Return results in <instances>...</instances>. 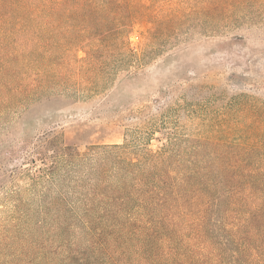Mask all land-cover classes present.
Listing matches in <instances>:
<instances>
[{"label":"trees","instance_id":"trees-1","mask_svg":"<svg viewBox=\"0 0 264 264\" xmlns=\"http://www.w3.org/2000/svg\"><path fill=\"white\" fill-rule=\"evenodd\" d=\"M260 2L0 0V116L96 93L110 63L142 72L185 16L225 21ZM209 127L156 149L126 134L83 151L58 133L22 137L4 153L19 165L0 180V264H264V133Z\"/></svg>","mask_w":264,"mask_h":264},{"label":"rangeland","instance_id":"rangeland-1","mask_svg":"<svg viewBox=\"0 0 264 264\" xmlns=\"http://www.w3.org/2000/svg\"><path fill=\"white\" fill-rule=\"evenodd\" d=\"M193 16H185L157 51L151 49L139 74L110 63L96 93L42 98L0 116V180L19 165L18 158L5 159V150L16 152L22 137L45 132L61 134L81 151L89 144L122 143L125 134L156 149L163 134L208 135L213 119L231 138L264 133V2L225 21ZM148 26L135 24L131 48L139 50ZM38 165L36 160L26 166Z\"/></svg>","mask_w":264,"mask_h":264}]
</instances>
